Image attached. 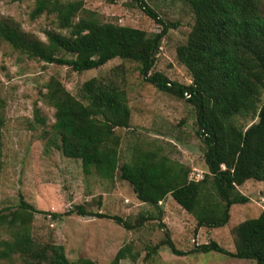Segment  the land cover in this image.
Here are the masks:
<instances>
[{
    "label": "trees",
    "instance_id": "trees-1",
    "mask_svg": "<svg viewBox=\"0 0 264 264\" xmlns=\"http://www.w3.org/2000/svg\"><path fill=\"white\" fill-rule=\"evenodd\" d=\"M131 1L159 26L158 32L148 35L139 29L102 23L79 0H34L32 19L53 15L57 28L68 33L45 31L43 42L15 20L0 17V42L29 59L67 66L77 73L99 69L115 59L134 62L145 82L188 103L194 109V135L204 146L208 171L198 181L189 180V168L163 155L160 147L134 149L131 159L118 165L122 136L117 130L131 128V111L127 93L114 77L85 81L80 98L59 79L50 77L43 98L54 110V123L43 131L49 146L66 158L80 161L84 175H96L111 183L119 177L130 185L140 203L159 212L160 204L171 196L194 217L198 227H223L233 205L249 202L238 187L248 180L264 182V0H185L193 24L186 43L176 48V58L190 73L189 84L153 71L161 42L175 25L159 18L144 0ZM3 107L0 97V111ZM238 115L253 122L241 127L235 123ZM33 119L45 127V118L36 108ZM3 127L0 114V171ZM36 213L22 199L14 207L0 209V260L7 261L0 264H14V257L22 264H96L88 258L69 261L63 246L36 241L32 235ZM66 214L106 218L128 230L154 219L139 214L131 225L118 216L88 211L83 205ZM158 226L164 229L160 219ZM2 234L8 238L2 239ZM232 234L233 252L213 241L183 252L164 230V240L148 247L146 256L166 246L175 256L217 252L264 264V207L256 218L238 223ZM129 254L128 246L120 248L110 264H120Z\"/></svg>",
    "mask_w": 264,
    "mask_h": 264
},
{
    "label": "rangeland",
    "instance_id": "rangeland-1",
    "mask_svg": "<svg viewBox=\"0 0 264 264\" xmlns=\"http://www.w3.org/2000/svg\"><path fill=\"white\" fill-rule=\"evenodd\" d=\"M75 1V0H62ZM77 1V0H76ZM102 23L135 28L148 35L159 26L131 0H79ZM166 23L164 36L153 71L181 84L191 83L188 70L176 58V48L186 43L193 24V15L185 0H144ZM34 0H0V17L11 18L21 28L45 42V31L67 34L56 26L53 15L43 14L32 19ZM117 69L116 71H114ZM50 77L60 80L75 97L80 98L82 84L95 77H114L125 89L131 111V128L117 130L122 136L119 148L120 166L131 159L134 149H155L173 161L189 168L191 174L207 173L203 160L204 146L195 137L194 109L182 99L158 91L145 82L134 62L115 59L99 69L81 73L67 66H56L29 59L0 42V97L4 107L2 128V161L0 171V209L14 207L22 199L37 211L32 222L36 241L63 246L69 261L88 258L96 264H110L120 248L129 247V256L120 264H253L217 252L190 253L175 256L166 246L147 257L148 247L164 240L169 231L175 247L190 252L195 247L213 241L227 252L234 251L232 229L240 222L256 218L264 207V182L246 181L238 190L249 198L245 205H233L226 225L210 229L198 227L192 215L167 196L159 210L140 203L130 185L117 177L108 182L96 175H84L79 160L66 158L49 146L43 129L54 123V110L44 101L45 85ZM264 102V98L262 97ZM45 118V127L33 119L34 109ZM256 120H254L255 122ZM249 117L238 115L235 123L241 127L251 124ZM88 211L121 217L134 225L139 214L152 215L151 221L131 230L113 220L92 216L67 215L75 206ZM59 215L53 218L51 215ZM160 221L164 229L158 226ZM7 239L8 235H1ZM7 261L0 260V263ZM14 264L22 262L14 257Z\"/></svg>",
    "mask_w": 264,
    "mask_h": 264
},
{
    "label": "built area",
    "instance_id": "built-area-1",
    "mask_svg": "<svg viewBox=\"0 0 264 264\" xmlns=\"http://www.w3.org/2000/svg\"><path fill=\"white\" fill-rule=\"evenodd\" d=\"M202 179V173L200 174H198V173H196V174H191L190 176H189V180H194V181H198V180H201Z\"/></svg>",
    "mask_w": 264,
    "mask_h": 264
}]
</instances>
